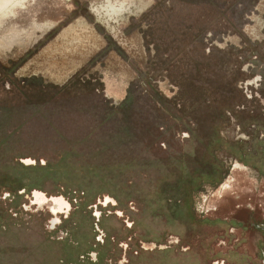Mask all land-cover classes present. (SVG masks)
Instances as JSON below:
<instances>
[{"label":"rangeland","instance_id":"374dc122","mask_svg":"<svg viewBox=\"0 0 264 264\" xmlns=\"http://www.w3.org/2000/svg\"><path fill=\"white\" fill-rule=\"evenodd\" d=\"M238 59L246 100L260 99L264 0H23L5 12L0 264H264L255 101L222 120L223 182L204 176L185 194L212 168L202 143L219 124L192 99ZM33 190L70 210L53 224Z\"/></svg>","mask_w":264,"mask_h":264},{"label":"trees","instance_id":"16d2710c","mask_svg":"<svg viewBox=\"0 0 264 264\" xmlns=\"http://www.w3.org/2000/svg\"><path fill=\"white\" fill-rule=\"evenodd\" d=\"M241 50V49H239ZM254 52L256 49H253ZM234 53V52H230ZM234 55V54H231ZM237 57H241L240 54H236ZM243 59V58H242ZM230 64H232L230 61H228ZM237 63V66L233 68L232 70H235L232 74L230 73L229 76L226 75V72L229 71L227 62L222 61L220 64L219 70L224 72V76H220L217 83L214 85L212 82L209 87L203 88V91H199V94H197L192 101L194 100V103L201 104L204 107H209L210 105H213L215 108H217V115L216 118L219 120V124L216 123L214 126H212V132L210 136L204 138L206 140L202 143L203 147V153L206 160L211 162V164H205L207 166H212V168L204 167L203 170L196 171V174L187 176L189 177V181L187 182V186L185 188V194L188 196L194 188L202 186L203 177L206 176L207 181L211 185H214L216 183H220L224 177L227 175V170L224 169V164L222 161L218 160L215 157V151L218 149L220 150L221 147H225L227 141L222 139L220 136V127L222 120L229 119L227 112L234 110L236 106L243 105L246 101V96L243 94L241 90V83L249 78L251 75L249 74L247 78L244 76L241 70L240 60L235 61ZM239 63V64H238ZM255 68V67H254ZM224 69V70H223ZM75 77V76H74ZM73 77L72 80H75ZM258 91L260 94V99L254 98L252 100L257 101V106H260L258 102L261 100L264 101V77L261 75V81L258 83ZM232 94V95H231ZM189 99H191L189 97ZM191 101V100H190ZM263 106V105H262ZM264 109L263 107H260ZM258 111V110H257ZM247 117L250 118L252 121H257V119L264 120V114L263 111L258 112H250L247 113ZM215 118V119H216ZM216 122V121H215ZM223 171V172H222ZM205 173V175H203Z\"/></svg>","mask_w":264,"mask_h":264},{"label":"flooded vegetation","instance_id":"af4514ba","mask_svg":"<svg viewBox=\"0 0 264 264\" xmlns=\"http://www.w3.org/2000/svg\"><path fill=\"white\" fill-rule=\"evenodd\" d=\"M245 80L243 82H245ZM243 82H242V84H243ZM257 89H258V86H257ZM253 101H255L256 107L253 110H251V111H249L247 113H250V112L252 113L254 111L255 112L263 111V114H264V109L260 108V107L264 106V101L258 102L260 104V106L257 107V101L256 100H248L243 105L236 106L234 108V110L227 112L229 120H234V119L236 120L238 118L237 111L235 110L236 108L240 109V107H241L242 110L246 109V104L249 103V102H253ZM246 119L248 120L247 121V125L250 124V126H252V128H256L255 127L256 124H263V123H260V122H264V120H261V119H259V120L257 119V121H252L248 117ZM261 135H262V137H264V131L260 133V136ZM260 136H257V137L260 138ZM240 149L241 148H238L237 150L232 149V151H234V152L237 151V152L240 153ZM233 160L235 161L236 159L234 158ZM26 161H30V160H26ZM235 165L237 166V164H235ZM227 175H228V171H227ZM223 180L220 183H216V184H221L223 182ZM224 185H226V184H224ZM29 200H30L31 204H33V205H35L37 207H41V206H43L45 204H48L47 208H48L49 213L52 216V223L53 224L58 222V214L67 213L70 210V208H71L70 204L62 196H46L42 192H39V191H36V190L31 191ZM109 203H114V201L112 199H110L109 197H105L102 201H99L98 204L104 206V205H107ZM95 214L98 215V213H95ZM263 257H264V255H263ZM263 261H264V258H263ZM217 264H224V263L218 262Z\"/></svg>","mask_w":264,"mask_h":264},{"label":"bare ground","instance_id":"6f19581e","mask_svg":"<svg viewBox=\"0 0 264 264\" xmlns=\"http://www.w3.org/2000/svg\"><path fill=\"white\" fill-rule=\"evenodd\" d=\"M22 1L23 0H0V17H2L8 10L16 7Z\"/></svg>","mask_w":264,"mask_h":264},{"label":"crops","instance_id":"0c3cea01","mask_svg":"<svg viewBox=\"0 0 264 264\" xmlns=\"http://www.w3.org/2000/svg\"><path fill=\"white\" fill-rule=\"evenodd\" d=\"M117 95L119 96V95H121V92L119 91V92H117ZM117 95H115V96H117ZM121 97V96H120Z\"/></svg>","mask_w":264,"mask_h":264}]
</instances>
